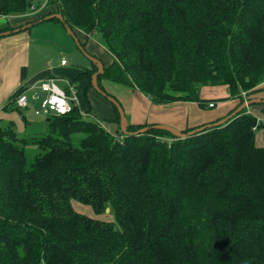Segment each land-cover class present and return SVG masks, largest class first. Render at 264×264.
I'll list each match as a JSON object with an SVG mask.
<instances>
[{
  "label": "trees",
  "instance_id": "16d2710c",
  "mask_svg": "<svg viewBox=\"0 0 264 264\" xmlns=\"http://www.w3.org/2000/svg\"><path fill=\"white\" fill-rule=\"evenodd\" d=\"M45 2L0 33L61 13L114 98L102 80L155 104L202 102L203 86L225 85L237 106L264 91V0ZM33 3L0 0V17ZM94 35L108 59L88 49ZM97 69L91 61L70 80L86 81L80 105L45 117L43 130L19 136L12 121L0 125V264H264V148L255 143L264 122L243 108L182 138L146 122L113 135L89 118ZM18 91L4 109H16ZM73 201L95 214L109 207L113 219Z\"/></svg>",
  "mask_w": 264,
  "mask_h": 264
},
{
  "label": "crops",
  "instance_id": "0c3cea01",
  "mask_svg": "<svg viewBox=\"0 0 264 264\" xmlns=\"http://www.w3.org/2000/svg\"><path fill=\"white\" fill-rule=\"evenodd\" d=\"M7 20L10 17H6ZM12 18V17H11ZM14 18V17H13ZM16 19H14V22ZM16 25V24H12ZM31 27V26H30ZM30 27L21 29L17 32L0 36V121L7 118L2 110L5 111L4 105L10 101L11 94L19 87L27 84L38 85L46 78L53 77L55 82H61L65 87V80H71L82 68L87 66H70L69 61L63 54L59 57L48 56L40 58L37 50L44 49L43 43L46 41L42 37L35 39L31 35ZM67 34V33H66ZM91 42L87 44L89 50L95 52L101 58L108 59L105 50L96 42L94 36L90 38ZM46 43V42H45ZM53 45L60 51L70 47V41L66 37L62 38ZM38 47V48H37ZM31 49L34 53H31ZM72 50V49H70ZM43 57V56H42ZM66 59L67 64L61 65L60 59ZM37 59H39L37 61ZM90 67V66H88ZM86 81L81 80L75 84V92L80 105V94L85 86ZM216 86V85H215ZM222 89H213L214 86H203L199 90V96L202 102L194 101H174L164 104L153 103L148 96L133 88V99H129L127 105L128 112L124 110L127 123H153L169 125L177 130L182 131L186 127H194L200 124H207L213 120L220 119L228 115L229 111L235 109L238 104L237 98H230L227 87L219 85ZM91 92L93 90H90ZM264 94L254 97L262 98ZM91 109L99 111L107 121L101 124L109 133L116 135L119 124L113 120L114 113L110 104H103L102 107L95 104L93 109V96L88 95ZM209 102H214L213 107H207ZM122 104V103H121ZM246 112L254 115L257 120L264 122V104H252L246 108ZM93 115H97L94 114ZM25 127L32 126L34 122H28L26 116H21ZM35 124V123H34ZM27 130V129H26ZM40 130V128H39ZM255 143L264 148V126L255 129Z\"/></svg>",
  "mask_w": 264,
  "mask_h": 264
},
{
  "label": "rangeland",
  "instance_id": "374dc122",
  "mask_svg": "<svg viewBox=\"0 0 264 264\" xmlns=\"http://www.w3.org/2000/svg\"><path fill=\"white\" fill-rule=\"evenodd\" d=\"M33 1H34L33 8L29 9L28 12L22 14V16H16V17L14 16V18L10 17L8 20L6 17H0V26L6 24L7 22H10L11 24H18L22 22V19L24 16H32L38 13L39 9L44 7L45 6L44 4L46 3L45 0L44 2H40L43 0H33ZM14 19H16L15 20L16 22H14ZM30 30H31L30 33L32 37H34L35 39L36 38L40 39V37H42L43 39L46 40L43 43L44 49L41 48L42 50H37V52H39V55H40L39 59L43 58L42 61L44 60V58L50 55L54 56L55 58L56 56L59 57L60 54H63L65 58L69 61L70 66L75 67L79 64L81 66L88 67L91 65V60L80 51V49L76 46L74 40L68 34H66L67 32L60 21L54 20V19L45 20L40 23L32 25L30 27ZM63 37L64 38L66 37V39L70 41V47H71L70 49L72 50H70L69 48H65L64 51H60L62 49H59L53 45V42L57 43L58 41H61ZM94 39L96 40V35H94ZM31 53L32 54L34 53L33 49H31ZM39 59H37V61ZM56 84L58 85V87L63 88V84L61 82H57ZM102 84L110 93H112L115 96V99L120 103L123 111L125 110L128 112V106H129L127 105L128 100L133 99L135 97L133 87L119 84V83L110 81L108 79L102 80ZM213 86H214L213 89H216V90L222 89L219 87V85H216V86L213 85ZM89 94L93 96V99H94L92 103L94 110H95L94 108L95 104H97L100 107H102L103 104H106V105L109 104V102H107L102 96H100V94L96 91V89L95 91L93 90L92 92L89 91L88 95ZM133 94H134V97H133ZM259 94H264V91L253 93L250 95V97H253L254 95L257 96ZM244 99H247L246 95L244 96ZM2 112L4 115L7 114V118H3L4 120L0 121V125H4V123L8 121H12L13 129L16 131V133L19 136H28V135H31L34 131L39 130V128L40 130L44 129L45 117L34 115L30 106L27 109H19V110L7 108L5 111L2 110ZM91 113L92 114L94 113L97 115L90 116L89 118H93L101 124L103 123L105 124L107 122L104 119V117L101 115L102 113H100L99 111H96L95 113V111L92 110ZM23 115L27 117L28 122H34L35 124L32 123L33 124L32 126L25 127L24 122L21 118V116ZM72 205L77 211L87 214L89 216L96 217V218L99 217V218L106 219V220L113 219L112 210L109 207H108L109 208L108 212L105 211V213H102V214H95L92 211L90 206L80 204L76 201H73ZM115 226L118 227L117 224Z\"/></svg>",
  "mask_w": 264,
  "mask_h": 264
},
{
  "label": "built area",
  "instance_id": "2783aa9c",
  "mask_svg": "<svg viewBox=\"0 0 264 264\" xmlns=\"http://www.w3.org/2000/svg\"><path fill=\"white\" fill-rule=\"evenodd\" d=\"M60 64H67V60L60 59ZM13 97V106L16 109L31 107L36 116L62 115L70 112L77 105L75 86L65 80V87L60 88L53 77L41 81L38 85L27 84L18 88ZM244 95V93H243ZM214 102H209L207 107H213Z\"/></svg>",
  "mask_w": 264,
  "mask_h": 264
},
{
  "label": "water",
  "instance_id": "95a60500",
  "mask_svg": "<svg viewBox=\"0 0 264 264\" xmlns=\"http://www.w3.org/2000/svg\"><path fill=\"white\" fill-rule=\"evenodd\" d=\"M52 17H57L62 23H63V26L67 32V34L74 40L76 46L80 49V51L86 56L88 57L91 61H95L97 63V66H98V69L97 71H95L93 74H92V77H91V83L94 87V89H96V91H98L99 93H101L102 95L106 96V98L111 102L113 103L118 112H119V117H120V122H119V126H120V130L123 132V133H127V119L125 117V114H124V111L120 105V103L112 96L110 95H107L104 91H102L97 83H96V79H97V76L99 73H101L103 71V67H102V64L99 60L95 59L93 56L89 55L87 52H85L83 50V48L81 47V45L79 44V41L77 39V37L74 35V33L72 32V30L68 27V25L66 23H64V19L61 15V13H54V14H50L48 16H45L43 18V20H47L49 18H52ZM31 26V23H28L24 26L21 27V29H25L26 27H30ZM19 31L18 28H15L13 30V32H17ZM1 35H6V34H10V31H5V32H1L0 33ZM260 103H263L264 104V98H260V97H254V98H247V99H243V101L228 115H226L225 117H222L220 119H218L217 121L211 123V124H207V125H218V124H222L224 123L226 120H228L231 116H233L234 114H236L237 112H239L241 109L243 108H247L248 106L252 105V104H260ZM153 128H157V129H165V130H168L170 131L174 136H176L177 138H182V137H185L187 134H189L191 131L189 132H183V131H180V130H177L169 125H165V124H154L152 125ZM149 127H143L139 130L136 131V133H139V132H144L148 129ZM105 211L108 212L109 211V208H105Z\"/></svg>",
  "mask_w": 264,
  "mask_h": 264
}]
</instances>
